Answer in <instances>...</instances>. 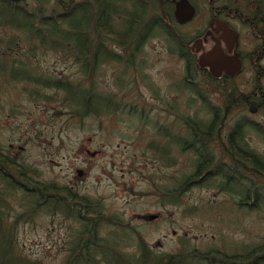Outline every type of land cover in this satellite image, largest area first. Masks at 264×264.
<instances>
[{"label":"flooded vegetation","instance_id":"1","mask_svg":"<svg viewBox=\"0 0 264 264\" xmlns=\"http://www.w3.org/2000/svg\"><path fill=\"white\" fill-rule=\"evenodd\" d=\"M28 1L45 24L87 25L78 68L98 79L108 105L153 126L170 156L190 158L185 188L229 187L238 211L264 203V0H184L192 14L183 8L182 22V0Z\"/></svg>","mask_w":264,"mask_h":264},{"label":"trees","instance_id":"2","mask_svg":"<svg viewBox=\"0 0 264 264\" xmlns=\"http://www.w3.org/2000/svg\"><path fill=\"white\" fill-rule=\"evenodd\" d=\"M18 4L0 1V79L3 84H20L15 98L20 100L23 96L33 102L41 99L46 104L58 102L59 107L66 109L67 123H73L72 126L76 125L79 129L88 119L97 122L100 130L105 118L119 116L116 119L119 123L123 122V115L132 118L134 128L142 127L146 133L140 151L144 159L143 167H137L138 163L131 158L128 168V171L140 175L148 186V192L143 195L152 196L159 206H184L186 210L195 211L188 214L211 213L219 219L224 212L232 220L236 213V207L231 203L232 189L226 186L196 187L199 191L213 190L216 195H222L228 205L200 199L195 204L185 203L184 198L192 190L185 188V185L195 168L190 158L170 156L168 142L165 143L164 138L158 146L153 126L140 124L137 121L144 119L127 116L125 110L108 105L110 96L100 87L98 79L90 76L89 70L78 68L79 61L83 62L78 55L88 54L89 50L90 31L87 25L83 23L75 28L72 21L67 27L45 24L41 19L43 15L36 9L20 10ZM46 53L69 61L76 72L68 76H55L51 71L43 70L38 56ZM15 69L21 75L13 74ZM3 89L6 86L2 85L0 90ZM41 113L44 111L41 110ZM63 125L66 124L63 122ZM149 132L150 138L147 137ZM152 164L155 167L150 168L148 165ZM175 166L176 185L172 172ZM224 204L227 207L225 211ZM239 211L243 214L239 216L241 218L247 214L243 209ZM248 212H262L264 215V203ZM40 216L49 219L51 231L64 229L65 234L57 249L64 254L61 264H206L212 258L222 264H264V241L236 244L231 240L228 245L220 234L217 244L204 250L180 238L172 252H153L152 246L144 241L129 221L117 213L108 212L104 200L79 194L68 186L41 181L32 168L17 162L0 146V264H45L41 259H28L15 243L17 227L21 224L31 225ZM230 219L228 223H231ZM254 237L264 239L262 234H255ZM216 249L224 255L228 254V257L222 258L214 252Z\"/></svg>","mask_w":264,"mask_h":264},{"label":"rangeland","instance_id":"3","mask_svg":"<svg viewBox=\"0 0 264 264\" xmlns=\"http://www.w3.org/2000/svg\"><path fill=\"white\" fill-rule=\"evenodd\" d=\"M18 5L20 10L26 11L31 2ZM38 62L43 70L51 71L55 76H68L76 72L69 61H62L51 53L38 56ZM14 71L13 74H18V70ZM1 80L0 88L6 86L5 90H0V146L3 150L17 162L32 168L43 182L68 186L79 194L104 200L108 212L117 213L129 221L144 241L152 246L153 252H172L180 238L204 250L217 244L218 234L225 238L228 245L231 240L236 244L264 241L263 238L254 237L255 234L264 235L262 212L245 210L247 214L241 218L242 212L236 209L232 220L224 212L220 220L211 213L188 214L195 211L186 210L184 206H159L152 196L143 195L148 192V186L140 175L128 171V168L131 158L136 160L137 167H143L144 159L140 151L146 137L140 136L138 129L127 128L134 122H128L126 116H122V123L116 121L119 117L116 115L111 119L105 118L108 120L101 122L100 130L97 122L88 119L79 129L76 125L72 126L73 123H67L66 109L59 107L58 102L46 104L41 99L33 102L23 96L18 100L15 94L20 84H3ZM148 166L155 167L154 164ZM187 195L184 200L189 205L199 199L225 203L222 195L212 197L211 192L197 189L190 190ZM225 204L224 211L227 210ZM145 214L156 215L157 218L151 222L136 220L137 215ZM228 219L231 223H228ZM48 221L47 217L40 216L31 225H19L15 243L30 260L41 259L45 264H61L64 254L57 249L65 234L64 229L51 231ZM103 234L105 236L106 232Z\"/></svg>","mask_w":264,"mask_h":264},{"label":"water","instance_id":"4","mask_svg":"<svg viewBox=\"0 0 264 264\" xmlns=\"http://www.w3.org/2000/svg\"><path fill=\"white\" fill-rule=\"evenodd\" d=\"M12 1L18 2V3L19 2L23 3L26 0H12ZM180 7L182 9V13H178V12L175 13L176 18H178L177 19L178 22H182V20H184V19H179V16H181L182 14L184 15L183 8L185 10V15H184L185 17L184 18H186V19L190 18L191 14H192V9L190 8V6H188V4L184 0L180 1V3L177 4V8H180ZM156 218H157V216L152 215V214H145V215H137L136 216V219L141 221V222H151V221L156 220Z\"/></svg>","mask_w":264,"mask_h":264}]
</instances>
